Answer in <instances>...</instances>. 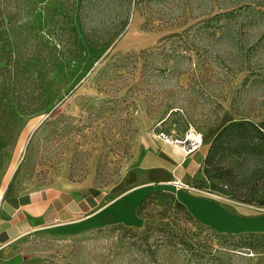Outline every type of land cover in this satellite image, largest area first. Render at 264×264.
Listing matches in <instances>:
<instances>
[{"label":"rangeland","instance_id":"obj_1","mask_svg":"<svg viewBox=\"0 0 264 264\" xmlns=\"http://www.w3.org/2000/svg\"><path fill=\"white\" fill-rule=\"evenodd\" d=\"M237 119L264 120V0H0V195L107 187L136 168L154 129L205 143ZM195 189L255 217L221 231L156 198L140 226L38 230L4 243L0 264H198L187 248L149 247L160 235L222 247L228 234L264 233V206ZM206 257L264 264V251Z\"/></svg>","mask_w":264,"mask_h":264},{"label":"crops","instance_id":"obj_2","mask_svg":"<svg viewBox=\"0 0 264 264\" xmlns=\"http://www.w3.org/2000/svg\"><path fill=\"white\" fill-rule=\"evenodd\" d=\"M216 132L190 155L149 136L136 168L107 187H99L89 179L62 180L26 190H18L15 184L6 186L0 195V248L26 234L52 227L75 233L107 224L140 226L137 214L140 200L149 191L161 188L172 191L194 218L218 230L229 231L219 229L217 223L249 222L255 216L241 207L228 212L220 199L192 186ZM177 179L194 190L173 186L171 182Z\"/></svg>","mask_w":264,"mask_h":264},{"label":"trees","instance_id":"obj_3","mask_svg":"<svg viewBox=\"0 0 264 264\" xmlns=\"http://www.w3.org/2000/svg\"><path fill=\"white\" fill-rule=\"evenodd\" d=\"M198 176L203 178L199 184ZM203 182L209 185L203 186ZM192 183L197 189L204 188L242 203L264 206V120L253 123L237 119L222 126L210 139L201 170ZM174 196L168 191L151 190L140 200L137 214L140 216L147 204L156 198L171 200L164 204L168 205L166 210L180 208L186 211V206ZM185 213L193 219L188 210ZM184 234L174 238L160 235L155 238L154 248L150 246L149 249L153 253L160 246L187 248L194 260H198V264H203L199 259L206 255V261H212L216 253L224 249L255 253L264 251V233H246L237 236V239H234L236 236L228 234L230 242L222 247H214L209 240L187 237ZM151 236L152 233H148L145 239L148 240Z\"/></svg>","mask_w":264,"mask_h":264},{"label":"built area","instance_id":"obj_4","mask_svg":"<svg viewBox=\"0 0 264 264\" xmlns=\"http://www.w3.org/2000/svg\"><path fill=\"white\" fill-rule=\"evenodd\" d=\"M152 133V137L160 139L167 144L178 147L184 155H190L191 153L198 151L204 144L202 134L196 131H188L180 137H175L171 134H168L165 130L161 129H154ZM171 184L182 189L190 188V186L183 184L178 179L173 180Z\"/></svg>","mask_w":264,"mask_h":264}]
</instances>
